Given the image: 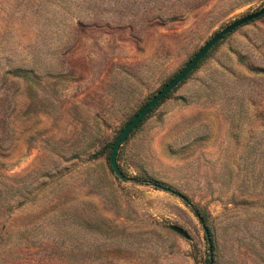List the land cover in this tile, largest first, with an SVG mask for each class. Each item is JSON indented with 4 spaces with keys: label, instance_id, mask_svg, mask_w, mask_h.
<instances>
[{
    "label": "rangeland",
    "instance_id": "374dc122",
    "mask_svg": "<svg viewBox=\"0 0 264 264\" xmlns=\"http://www.w3.org/2000/svg\"><path fill=\"white\" fill-rule=\"evenodd\" d=\"M263 7L0 0V264H210L194 211L214 264H264V16L130 135L118 154L129 181L109 160L202 46Z\"/></svg>",
    "mask_w": 264,
    "mask_h": 264
},
{
    "label": "water",
    "instance_id": "95a60500",
    "mask_svg": "<svg viewBox=\"0 0 264 264\" xmlns=\"http://www.w3.org/2000/svg\"><path fill=\"white\" fill-rule=\"evenodd\" d=\"M264 16V7L259 11L249 14L243 18H240L223 30L216 33L204 46H202L199 51L193 56V58L185 65V67L160 91L156 96H154L151 101H149L136 115L135 117L124 127L117 140L115 141L112 151L110 153V165L114 174L122 181L127 182L129 178L123 173L120 166L118 165V154L124 143L127 142L130 135L140 126V124L149 116V114L161 103L163 102L174 90H176L187 78L191 75L202 60L208 55V53L227 36L245 26L253 21L259 20ZM180 198L185 200L190 206L192 204L189 200L179 194L174 192ZM197 218L202 224H204V219L198 211H194ZM171 229L183 236L186 239H190L189 234L181 227L172 225ZM206 238L209 244L210 253V264H214V245L211 239L209 229L204 227Z\"/></svg>",
    "mask_w": 264,
    "mask_h": 264
},
{
    "label": "trees",
    "instance_id": "16d2710c",
    "mask_svg": "<svg viewBox=\"0 0 264 264\" xmlns=\"http://www.w3.org/2000/svg\"><path fill=\"white\" fill-rule=\"evenodd\" d=\"M231 35V34H230ZM221 42H219L209 53H208V55L202 60V62L199 64V66L196 68V70L192 73V74H194L199 68H200V66L203 64V62L208 58V56H209V54L213 51V50H215L218 46H219V44H220ZM191 74V75H192ZM15 75H17V76H20V75H22L21 74V71L20 70H16L15 71ZM191 75H189L188 76V78L191 76ZM187 78V79H188ZM186 79V80H187ZM185 80V81H186ZM184 81V82H185ZM183 82V83H184ZM182 83V84H183ZM178 89V88H177ZM175 91V90H174ZM173 91V92H174ZM171 95V94H170ZM161 104V103H160ZM159 106V105H158ZM144 122V121H143ZM143 122L140 124V126L143 124ZM122 132V131H121ZM130 138V137H129ZM128 138V139H129ZM117 140V139H116ZM128 141V140H127ZM115 143V142H114ZM114 143L112 144V146H110L111 147V151H112V148H113V145H114ZM142 183H150V184H152L155 188H157V189H161V190H164V191H168V192H175L170 186H168L167 184H164V183H162V182H155L154 180H150V179H147V180H143L142 181ZM203 217V216H202ZM203 219H204V224H203V227H207L208 229H209V232H210V228L208 227V225H207V222H206V220H205V218L203 217ZM211 233V232H210Z\"/></svg>",
    "mask_w": 264,
    "mask_h": 264
}]
</instances>
